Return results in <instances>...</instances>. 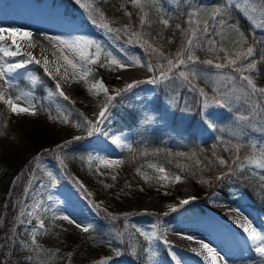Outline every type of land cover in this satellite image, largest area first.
I'll list each match as a JSON object with an SVG mask.
<instances>
[{
    "label": "trees",
    "instance_id": "16d2710c",
    "mask_svg": "<svg viewBox=\"0 0 264 264\" xmlns=\"http://www.w3.org/2000/svg\"><path fill=\"white\" fill-rule=\"evenodd\" d=\"M58 1L74 9L85 25L103 31L108 42L122 49L138 50L142 59L154 66L157 63L166 65V60L158 58L144 41L175 62L177 51L182 45L187 46L186 42L191 38L199 45L193 49L198 59L195 63L187 62L174 68L169 74L171 79L150 82L155 91L146 109L137 106L131 98H125L114 108L112 127L116 132L124 131L129 135L128 146L121 153V163L114 175L92 163L78 146L71 148L65 142L59 134L63 130L62 121L50 119L49 108L45 105L37 104V114L29 116V125L17 121L8 108L0 106V130L6 128L4 134H0V171L24 177L34 162L27 158L26 152L53 158L60 165L62 183L75 187L84 195L98 217L89 232L76 236L68 245L63 242L68 234L60 224L62 221L48 223L51 227L47 229L44 249L39 253L29 241L20 240L24 237L17 233L20 231L18 217L22 194L18 196L13 188L9 192V182L0 174V264H18L25 254L43 258L46 264H95L100 257L117 256L122 249L118 234L124 229L125 219L123 215L100 206V200L117 205L122 198L140 194L142 184L138 179L150 164L190 183L199 203L219 192L231 207L247 206L264 215V167L257 164L264 157V94L253 93L249 86L250 89H246L252 93L251 108L236 101L235 104L224 102L219 108L205 110L191 73L185 72L188 79L179 76L187 65L209 66L204 63L209 59L226 63L227 53L219 43L222 26L208 23L205 34L204 23L196 15L191 17L190 23L189 13L205 4L226 6L227 0H173L172 3L166 0H137L136 3L133 0ZM252 3L255 18L249 19L231 3L227 9V21L235 24L246 37L247 42L241 45L240 52H246L251 46L253 54L246 59L241 56L236 65L223 69L237 78L241 73L236 72V68H246L247 64L255 62V69L243 74L261 88L264 87V2L252 0ZM94 9L103 12L110 27L122 31L109 33L99 27V13ZM162 20H167L168 25L165 26ZM125 26L128 31H123ZM133 32L138 33L139 38L133 36ZM102 52H106L104 47ZM186 56L187 53L185 59ZM101 62L106 66L89 65L92 69L90 80L99 76L108 83L114 82L116 68L107 64L103 54ZM38 75L43 86L53 85L40 68ZM158 77L159 71H151L150 81ZM20 82L16 84L18 87ZM193 89H196L194 93ZM73 106L77 111H85L79 104ZM159 113L164 114L163 123H144L147 114ZM13 122L14 129L10 127ZM60 145L63 147H58ZM220 159L226 163L221 165ZM159 176L150 171L152 179ZM78 179L86 182L83 184ZM143 215L156 216L151 212ZM135 264H146L144 257L138 254ZM159 264H169L166 252L161 255Z\"/></svg>",
    "mask_w": 264,
    "mask_h": 264
},
{
    "label": "rangeland",
    "instance_id": "374dc122",
    "mask_svg": "<svg viewBox=\"0 0 264 264\" xmlns=\"http://www.w3.org/2000/svg\"><path fill=\"white\" fill-rule=\"evenodd\" d=\"M37 7H41L44 3L51 4L57 9H62L64 18L74 24V32L72 37L84 36L92 40H95L101 47L106 49V52H111L113 56L126 63L127 67L116 68V75L114 82L108 83L101 79L99 76L90 80V74L87 77V83L80 79L79 73L83 69L78 71L72 76V79L66 80L64 84L60 83L62 91L69 98L64 100L63 97L55 91V84L57 81L45 73L44 67L37 64H28L23 69H19V74H13L15 77L12 80L10 87L6 88V93L13 97L18 94H29L34 98V102L40 105H45L49 108V113L53 117L60 115L67 118V123H63V130L59 133L61 137L66 140L71 148L78 146L81 151L90 157H98L99 159H92L91 162L95 163L102 169L110 170V174L116 173L118 165H104L100 162L103 160H113L121 162V153L128 146L129 135L126 132H116L112 127V121L114 119V108L122 104L125 98H131L134 103L142 109L147 108L148 102L154 95V86L150 83L151 71L147 68V62L142 59L141 54L136 49H122L113 43L106 40V35L103 31L93 29L85 25L84 21L80 18V15L71 8H67L58 0H30ZM167 3H172L173 0H166ZM228 5L233 3L246 17L252 20L255 18V7L252 0H227ZM158 5V4H157ZM226 6L217 5H202L198 8L196 18L204 23H210L214 26L221 27L219 33V43L222 49L225 50L228 57L236 59L237 53L241 50V43L239 41V33L242 32L235 24H229L227 21V14L223 12L216 16V18L210 19V15L213 10L217 8L228 9ZM228 13V11H227ZM223 19L225 23L221 25L219 21ZM69 37V38H72ZM7 46L6 42H3ZM95 51V48L90 49ZM64 52L73 58L72 53L68 49H64ZM7 62L14 63L24 58L20 56L6 57ZM138 59L143 67L138 66L133 68L131 64H134V60ZM209 66L200 65H187L183 67V72H196L194 78V85L197 87L193 89L197 91L198 97L201 99L203 109H215L222 106L216 104L214 101L220 99L222 101L235 104L236 101H241L245 106L251 108L253 103L252 93L246 89L249 88L247 81L242 80L241 74L239 77H235L231 72L221 69H216L215 64ZM38 68H40L47 77L52 81L53 85L46 84L43 86L42 80L38 75ZM143 75H147L148 78L141 79ZM244 75V74H243ZM33 78H37L33 80ZM21 81V86H17V82ZM102 81L104 86L107 87L109 94H115L116 90L123 89L128 83L138 81L139 83L133 87L130 91L122 92L117 96L109 107L107 118L103 124L100 125V132H94L91 136L88 135L86 130L87 126L77 128L75 125L80 123L83 125L85 119L95 122L101 106L106 102V97L103 92H98L93 89L92 92L89 88L96 82ZM3 82L0 81V84ZM203 90L204 96H201L200 91ZM223 93H228L227 99ZM207 102V107L205 103ZM73 104H79L85 111H77ZM4 106L3 102H0V106ZM254 106V105H253ZM10 111V110H9ZM11 112V111H10ZM12 113V112H11ZM13 114V117L17 121H22L24 125H29V116L27 114ZM164 114H147L146 124H160L164 122ZM57 122V121H56ZM11 128H15V124H10ZM5 127H2L0 134H4ZM80 137L79 140L74 137ZM119 140L120 143H114V140ZM29 160H34L31 169L26 173L24 177L20 174L16 175L9 171H0L3 180L9 182V192L14 191L18 194L21 193L20 198V213L18 221L20 224V231L17 232L24 237L20 240L29 241L35 249L42 251L44 249L45 238L47 237V229L51 224L57 220H60L61 226L65 227L68 236L63 238V242L66 241L67 245L80 235L84 231L82 228H77L75 224L69 223L60 217L67 215L70 219L74 220L83 226H92L98 221V217L94 212L89 201L82 195L75 187L62 183L63 176L60 165L50 157H39L38 155H31L28 152L25 153ZM90 160V159H89ZM154 165V164H150ZM156 166V165H155ZM158 167H149L148 170L140 174L138 181L142 184L139 190L140 194L133 195L130 198H122L119 203L110 204L105 200H100V206L106 207L108 210L117 212L123 215L124 229L118 234L122 242V249L118 251L117 256H105L100 257L95 264H135V259L138 254L144 257L146 264H159L161 261V255L167 253L169 264H175V250L174 243L172 241L173 236L178 232L177 230L190 224H202L208 220L209 208L212 205V199L215 196H222L226 201L227 199L219 192H214L207 196L206 199L199 203L198 198L195 196L194 188L190 183L183 181L175 182L172 178L174 175L165 170L168 175L167 180H160L159 177L164 175L157 171ZM150 171L160 174L156 179L150 177ZM52 172L56 177V182L53 184L48 177L47 173ZM176 176V175H175ZM21 177V178H20ZM81 183L86 181L78 179ZM148 191V192H143ZM51 197V199H49ZM188 200L187 204H181V201ZM152 201L153 205H148V202ZM228 203V201H227ZM38 205V206H37ZM229 206V212L232 210H239L240 212L247 211L246 215L254 216L259 223L260 228L264 231V216L259 212L247 207H231ZM63 207L62 209H60ZM65 208V209H64ZM175 211H172V209ZM45 209H48L45 211ZM231 209V210H230ZM151 212L155 214V217L144 216L143 213ZM43 221L44 227H40V222ZM70 225L69 228L67 226ZM210 225V224H209ZM139 229V231H137ZM147 233L155 235L151 240L145 239L140 233ZM177 232V233H176ZM16 238V237H14ZM167 240L168 243L164 241ZM64 244V246H67ZM231 252V248L229 250ZM227 253L226 255H228ZM252 254H256L255 258H252ZM224 254H221L223 256ZM225 256V255H224ZM262 259L255 252V245L250 244L240 250V255L231 261V264H254L257 260ZM18 264H46L43 258L36 257L34 254H25Z\"/></svg>",
    "mask_w": 264,
    "mask_h": 264
},
{
    "label": "snow or ice",
    "instance_id": "6c2138e0",
    "mask_svg": "<svg viewBox=\"0 0 264 264\" xmlns=\"http://www.w3.org/2000/svg\"><path fill=\"white\" fill-rule=\"evenodd\" d=\"M77 2H79V0H77ZM134 3L137 2V0H133ZM262 2H264V0H262ZM85 7H90V5H85ZM94 11L99 13V17H100V23L98 24L99 27L106 29L109 33L112 32H116L119 33L120 31H122V29H117V28H112L109 26V23L105 21V17L103 12H101L99 9H94ZM227 14V9H221V8H217L215 10H213V12L210 15V19H215L217 15L221 14V13ZM129 15H131L129 13ZM196 13L195 12H191L189 13V22L191 23V17L195 16ZM94 23H96V21H93ZM165 26L168 25V21L167 20H162L161 21ZM219 23L221 25H223L225 23V21L223 19H221L219 21ZM204 28H203V32L205 34H207L208 32V23L207 21H204ZM177 27H180L179 25H177ZM123 31H128L127 26H125V28L123 29ZM133 36H136L137 38H139V34L133 32L132 33ZM32 36V33L26 31V30H22L19 28H3L0 27V81H2L3 83L0 84V102H3L5 105H7L8 109L17 115L20 114H27V115H36L37 114V110L38 107L36 105V103L34 102V98L31 96V93L29 94H18L15 95L14 97L12 95H9L6 93V88L10 87L12 84V80L15 78L13 76V74H19L18 70L19 69H23L26 67V65L28 64H32L35 63L37 65L41 64V61L36 59L30 52L28 53H23L22 49H21V45L18 43V38L20 39H30ZM192 36L195 37L196 36V32L193 31ZM50 40L56 42L53 46L57 47V45H59V47L57 48V50L61 53V57L63 58L64 62L71 67L73 70L76 69H83L82 72L79 73L80 75V79L84 80L85 83H87V77L91 74L92 69L89 67V65H95V64H100L101 67L106 66L105 63L101 62V56L103 54L104 60L107 62V64L109 65H115L119 68H125L127 67L126 63L122 62L120 59H118L117 57L113 56V54L111 52H102V47L100 44H98L95 40H92L88 37H84V36H75L72 38H65V37H61V36H51L49 37ZM6 40H10L11 43L8 46L4 45V41ZM239 41L241 44H244L247 42L246 37L244 36V34L242 32L239 33ZM145 44L148 45V47L151 49V51L153 53H155L158 58L162 57L163 59L166 60V65H162L160 63H157L155 66L151 63L148 62L147 63V68L149 71H159V77L158 78H154L153 80H151L150 82L152 83H157L158 80H167V79H171L172 77L169 75L170 73H172L174 68H178L181 65H186L187 62H193L195 63L196 60L198 59L193 52V49L195 47H198V44H195L193 42V39L189 38L186 42L187 46H181V48L177 51L176 53V57H175V62L173 59L168 58L167 56H164V54L162 52H159L158 49L156 48H152V46L150 44H148L147 41H144ZM210 43H215V41H210ZM30 46H34V45H30ZM14 48V50H13ZM68 49L71 53L73 58H70L68 55H66L64 53V49ZM95 48V51H90V49ZM223 50V49H222ZM254 49L249 46L246 49V52H238L237 53V57L236 59H232L231 57H228L226 55V63L222 64V63H216L214 66L216 69H221L224 67H228V66H232V65H236L237 64V60L240 59L241 56H243L245 59L249 56H251L253 54ZM185 53H187L186 59H185ZM25 56V59H22L18 62H14V63H9L7 62V60L5 59L6 57H16V56ZM134 63L138 66L143 67L144 65L140 64V61L138 59L134 60ZM204 63L212 65L213 61L211 59L204 61ZM48 60L45 57L44 61H43V67H44V71L47 75L51 76V72H49L48 70ZM256 64L255 62L249 63L247 64L246 68H236L235 71L241 73V79L247 81V84L249 86H251L253 93H260V94H264V87L258 88L253 80L246 75H243V72L246 70H252L255 69ZM57 71H59V69H57ZM75 74V73H74ZM191 75L193 77L196 76V72L193 71L191 73ZM66 76V73H65ZM179 76L183 77L184 79H188V75L181 71L179 72ZM37 78H33V80H35ZM139 82L138 81H134L132 83H128L123 89H119L115 91V94H109L107 87L104 86L102 81H96L90 88L89 91L92 92L93 89L97 90L98 92H103L105 97H106V102L101 106L100 111L97 115V118L95 120V122L89 121L87 119L84 120L83 125L80 123H77L75 126L77 128L82 127V126H87L86 130L88 132V135H92L94 132H100V125L103 124L104 120L107 118V113L109 110L110 105L112 104V101L116 99L117 96L121 95L122 92H127L130 91L133 87H135ZM55 91L59 94V96L63 97L64 100H68L69 98L65 95V93L62 91L60 83L57 82L55 84ZM201 96H204L205 93L203 92V90L200 91ZM225 100L227 99L228 93H223ZM216 104H223L225 101H222L220 99H216L214 101ZM207 102L205 103V107H207ZM49 118L50 119H58L61 120L64 123H67V118L66 117H61L60 115H57L56 117H53L51 113H49ZM74 139L79 140L80 137H74ZM114 143L119 144L120 141L114 140ZM58 147H63V145H60ZM90 161L92 159H99L98 157H90L89 158ZM100 162L104 165H108V166H112V165H117L119 163H121L120 161H113V160H103L101 159ZM62 163V161H61ZM219 163L221 165L225 164L226 161L224 159H220ZM257 164L259 167H264V157L261 158L260 161H257ZM149 167H153L155 168V165H149ZM139 171V170H138ZM158 172L163 173L164 175L160 176L159 179L160 180H167L168 179V175L165 172L164 168H158L157 169ZM48 177L50 178L51 182L53 184H55L56 182V177L53 175L52 172H48L47 173ZM113 179H115V177H113ZM175 182H180L181 181V177L179 175H176L172 178ZM217 179H219V177H217ZM49 199H51V197H49ZM189 201L188 200H184L181 201V204H187ZM38 206V205H37ZM48 209H45V211H47ZM172 211H175V209L173 208ZM63 220L68 221L69 223L75 224V226L77 228H82V231H84L85 233L90 231L91 226H81L79 223H76L74 220L70 219L69 216L64 215L62 217H60ZM246 220V218H245ZM238 226L243 230L244 233L247 234V238L252 241L255 245V252L262 258L261 259V264H264V232L257 230V228L253 227L252 224L250 222H245L243 224H238ZM40 227H44L43 221L40 222ZM137 231H139V229H137ZM141 235H143L145 237V239L147 240H151L152 237L155 235V233H153L152 235H149L147 233H140ZM185 239L188 240H193L194 238L191 236L185 237ZM165 243H168L167 240L164 241ZM201 245V251L203 253H206L205 255V261H209L210 264H226V262L224 261V257L221 256L217 250L213 247H211L209 244L207 243H203V242H199ZM194 251H197L194 249ZM197 254L200 255L201 252L197 251Z\"/></svg>",
    "mask_w": 264,
    "mask_h": 264
},
{
    "label": "bare ground",
    "instance_id": "6f19581e",
    "mask_svg": "<svg viewBox=\"0 0 264 264\" xmlns=\"http://www.w3.org/2000/svg\"><path fill=\"white\" fill-rule=\"evenodd\" d=\"M62 14V9L59 10L48 3L37 7L30 0H0V27L19 28L32 33L30 39L18 38L22 52H30L36 59L41 61V64H39L41 66H43L46 57L51 76L57 82L61 81L64 84L66 80L72 79L78 69L73 70L64 62L61 53L57 50L59 45L54 47L53 45L56 42L49 39L51 36L72 37L75 26L65 19ZM5 42L7 46L11 43L10 40ZM20 57L26 58L23 55ZM131 66L133 68L138 67L134 64H131ZM146 78H148L147 75L141 77V79ZM148 205L152 206L153 202L149 201ZM228 208V203L222 196H215L209 208L208 220L202 224L184 225L177 230L178 233L176 232L177 234L172 238L175 245V264H210L209 261H205L206 253L201 251V245L197 241L209 244L220 255L224 254L226 264H231V261L240 255L242 248L254 244L247 238V234L243 232L238 224L247 221L257 230L264 232L259 223L256 222L257 219L254 216L246 215V210L243 212L239 210L229 212ZM188 236L194 239H185ZM230 248L231 252L229 251ZM194 249L200 251L201 254L198 255ZM227 253L229 254L226 255ZM254 264H261V259H258Z\"/></svg>",
    "mask_w": 264,
    "mask_h": 264
}]
</instances>
